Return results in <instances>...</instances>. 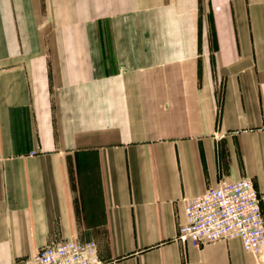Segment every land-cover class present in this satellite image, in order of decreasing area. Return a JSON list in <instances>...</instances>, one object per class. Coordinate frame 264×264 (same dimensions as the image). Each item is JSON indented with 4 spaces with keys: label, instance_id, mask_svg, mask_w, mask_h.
<instances>
[{
    "label": "crops",
    "instance_id": "0c3cea01",
    "mask_svg": "<svg viewBox=\"0 0 264 264\" xmlns=\"http://www.w3.org/2000/svg\"><path fill=\"white\" fill-rule=\"evenodd\" d=\"M244 177L264 209V0H0V264H264L177 239Z\"/></svg>",
    "mask_w": 264,
    "mask_h": 264
},
{
    "label": "built area",
    "instance_id": "2783aa9c",
    "mask_svg": "<svg viewBox=\"0 0 264 264\" xmlns=\"http://www.w3.org/2000/svg\"><path fill=\"white\" fill-rule=\"evenodd\" d=\"M186 223L177 239L203 246L218 241L240 240L245 251L264 252V209L255 182L244 177L235 182L220 179L206 194L187 199ZM19 264H105L95 243L77 239L50 242Z\"/></svg>",
    "mask_w": 264,
    "mask_h": 264
}]
</instances>
